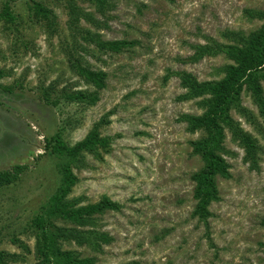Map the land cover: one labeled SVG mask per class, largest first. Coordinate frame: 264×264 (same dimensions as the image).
Here are the masks:
<instances>
[{
	"label": "rangeland",
	"instance_id": "374dc122",
	"mask_svg": "<svg viewBox=\"0 0 264 264\" xmlns=\"http://www.w3.org/2000/svg\"><path fill=\"white\" fill-rule=\"evenodd\" d=\"M36 5L46 20L36 19ZM70 5L80 12L74 25ZM243 9H264V0H0V170L25 167L0 188V251L16 255L13 264L36 263L28 223L59 182L44 138L57 133L72 145L102 120L98 129L109 138V151L82 156L68 198L86 205L106 197L120 205L99 217L112 242L94 253L73 244L64 249L95 264H264V135L232 113L257 137L259 171H248L226 135L234 156L226 157L230 178L216 179L219 199L208 207L209 247L203 224L190 216L189 175L202 164L188 142L200 133L176 121L203 109L200 99H177L183 90L173 73L220 79L231 62L223 55L191 61L192 46L222 43L224 31L256 29L259 22L247 21ZM92 37L120 49L99 48ZM72 60L103 72L104 87L85 83L70 69ZM76 91H96L97 101L64 97ZM241 100L256 114L247 94Z\"/></svg>",
	"mask_w": 264,
	"mask_h": 264
},
{
	"label": "trees",
	"instance_id": "16d2710c",
	"mask_svg": "<svg viewBox=\"0 0 264 264\" xmlns=\"http://www.w3.org/2000/svg\"><path fill=\"white\" fill-rule=\"evenodd\" d=\"M99 1V0H98ZM37 6L34 14L37 20L47 18V12ZM244 18L259 22V26L248 32L241 30L224 31L220 34L223 42L210 41V44L192 46L194 50L191 61L203 56L223 55L231 64L225 66L223 76L218 80L198 81L187 72H174L183 93L179 101L200 99L203 109L199 115L180 114L176 121L185 126V131L200 136L188 142L190 155L199 158L202 166L189 175L193 183L192 199L194 205L190 216L204 226V237L211 247L207 220L211 217L208 210L212 202L218 201L216 179L230 178L229 164L226 157L234 153L226 149L224 141H229L242 151L241 161L248 171H259L261 153L257 137L245 131L232 113L243 119L257 135H264V9H243ZM80 12L75 6H68L69 24L78 21ZM99 48L118 52L117 42H102L92 37ZM70 69L85 83L92 85L96 91L104 87L106 75L100 71L90 70L78 60L70 62ZM76 91L64 96L68 101L92 105L97 101V92ZM247 94L256 114L242 106L241 96ZM44 102L48 93L43 92ZM98 122L86 135L72 145L65 144L55 133L43 140V151L57 159L59 182L46 203L29 220V229L33 232V256L35 264H95L93 257H81L73 250H66L64 245L85 247L90 252L101 251L102 246L112 242L111 236L101 231L99 217L105 212H118L120 205L101 197L97 202L79 205L78 198L69 199L68 195L76 184L77 178L73 168H79L84 154L99 158L100 150L109 151V138L101 137ZM255 134V135H256ZM25 167L14 165L10 169L0 170V188L16 182ZM264 227V220L261 221ZM14 241V240H13ZM264 252V244H261ZM27 252L24 246H20ZM17 256L0 251V264H13Z\"/></svg>",
	"mask_w": 264,
	"mask_h": 264
}]
</instances>
